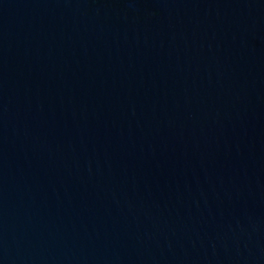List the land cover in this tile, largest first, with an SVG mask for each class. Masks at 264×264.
Here are the masks:
<instances>
[{
  "label": "water",
  "instance_id": "1",
  "mask_svg": "<svg viewBox=\"0 0 264 264\" xmlns=\"http://www.w3.org/2000/svg\"><path fill=\"white\" fill-rule=\"evenodd\" d=\"M0 264H264V0H0Z\"/></svg>",
  "mask_w": 264,
  "mask_h": 264
}]
</instances>
